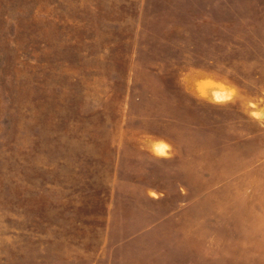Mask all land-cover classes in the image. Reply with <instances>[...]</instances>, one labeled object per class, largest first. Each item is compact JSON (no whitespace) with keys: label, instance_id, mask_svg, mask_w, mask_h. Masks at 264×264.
Segmentation results:
<instances>
[{"label":"rangeland","instance_id":"374dc122","mask_svg":"<svg viewBox=\"0 0 264 264\" xmlns=\"http://www.w3.org/2000/svg\"><path fill=\"white\" fill-rule=\"evenodd\" d=\"M0 264H264V0H0Z\"/></svg>","mask_w":264,"mask_h":264},{"label":"crops","instance_id":"0c3cea01","mask_svg":"<svg viewBox=\"0 0 264 264\" xmlns=\"http://www.w3.org/2000/svg\"><path fill=\"white\" fill-rule=\"evenodd\" d=\"M152 152V155H159V154H157L154 150H151Z\"/></svg>","mask_w":264,"mask_h":264}]
</instances>
